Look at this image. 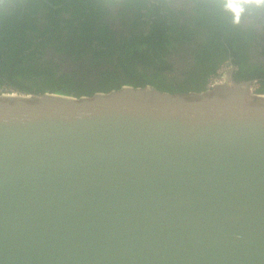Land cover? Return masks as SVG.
Returning <instances> with one entry per match:
<instances>
[{"label":"water","instance_id":"obj_1","mask_svg":"<svg viewBox=\"0 0 264 264\" xmlns=\"http://www.w3.org/2000/svg\"><path fill=\"white\" fill-rule=\"evenodd\" d=\"M0 93V264H264V93Z\"/></svg>","mask_w":264,"mask_h":264},{"label":"trees","instance_id":"obj_2","mask_svg":"<svg viewBox=\"0 0 264 264\" xmlns=\"http://www.w3.org/2000/svg\"><path fill=\"white\" fill-rule=\"evenodd\" d=\"M155 1L162 5L151 0H0V93L80 96L124 84H152L170 92L204 90L208 81L199 79L207 78L229 55L236 64L235 79L256 78L254 90L264 93V65L242 60V51L255 48L264 56V0H223L221 9L228 12L222 10V15L211 14L217 0H198L208 13L193 22L191 17L190 22L182 21L185 10L176 4L178 0ZM131 14L135 18L130 31L112 24L111 18L125 26ZM142 16L148 17L149 26L137 29L144 22ZM246 18L262 23L261 33L251 30L253 35H248L242 23ZM208 23L210 27H203ZM257 37L260 40L253 46ZM194 38L200 40L187 78L166 82L159 71L171 68L167 57L177 50L172 43L183 45ZM93 39L95 64L83 71L86 66L78 55L90 53L85 42ZM194 70H200L196 77Z\"/></svg>","mask_w":264,"mask_h":264},{"label":"flooded vegetation","instance_id":"obj_3","mask_svg":"<svg viewBox=\"0 0 264 264\" xmlns=\"http://www.w3.org/2000/svg\"><path fill=\"white\" fill-rule=\"evenodd\" d=\"M222 1L223 0H217V7H215L213 9V11H211L212 13H216V14H221L222 10H225L228 12V10L224 7L223 9H221V5H222ZM151 3H156L157 5H162L161 3L155 1V0H151ZM177 5H181L182 7H184V14L180 15V18L182 19V21H188L190 22V17L192 18L191 22H193L194 20L196 21L197 19L200 18V16L207 14L208 9H205L203 7L200 6L199 1L198 0H178L176 2ZM151 4H148V6H150ZM172 6V4H170ZM212 8H209V10H211ZM65 16L67 17L68 15L65 14ZM110 17V16H109ZM111 18V17H110ZM132 18V19H131ZM131 18H128V20L130 22H128L125 26L120 24L119 19H113L112 20V24L114 23V26L116 28H119L122 30H124L125 32L130 31L131 29H133V19L135 18V16H133L131 14ZM139 19L143 20L144 22L139 24L138 26H136L137 29L140 28H147L149 26L148 23H150V20L148 19V17L146 16H142ZM147 23V24H146ZM243 26L246 28L248 35L252 36L254 30L258 33H261L262 30V23H257L255 22V20L251 19V18H246L243 20ZM212 23H208L205 24L203 27H210ZM253 27L257 28L254 29ZM251 30H253V32H251ZM199 38H194L189 42L184 43L183 45L180 42H173L171 45V48H177L175 55L172 58H168L167 60L168 62L171 64V68H167L164 69L163 71H159V74L161 75V77L164 78V80L166 82L170 81V79H185L187 77L186 74L187 72L193 68V64L195 63L194 57H195V47L197 45V42H199ZM260 40V37H257V40H253V46L256 45L257 41ZM86 46L85 49L90 52L89 54H80L78 55L79 58V63L80 64H84L86 67H83L81 69H83V71H86L87 67H93V65L95 64V49L90 47V44L93 45V47L95 48V39H93L91 42L86 41ZM257 50V48H255ZM255 49H253L252 52H245L242 51V55L244 56V58L241 59L244 60L247 63L250 64H256V65H264V56L260 55L259 53H257V51H255ZM74 56H77V54H74ZM232 56L229 55L227 58H225V60H223L221 62V64L217 67V69L210 73L207 78H200L199 81L202 82L203 79H207L208 84L218 75H223L225 72H227L228 70H230L232 68V72H233V76H234V71L236 69V64L234 62H232ZM67 65L70 64L69 61L66 62ZM91 64V65H90ZM223 64V65H222ZM93 71L95 73V67L93 68ZM200 73V70H194L193 71V76L196 77L197 74ZM80 75H82V73H80ZM182 77H181V76ZM176 76V77H175ZM91 78H94L93 75ZM195 79V78H194ZM248 79H255L253 82V85L255 86L257 79L256 78H248Z\"/></svg>","mask_w":264,"mask_h":264},{"label":"bare ground","instance_id":"obj_4","mask_svg":"<svg viewBox=\"0 0 264 264\" xmlns=\"http://www.w3.org/2000/svg\"><path fill=\"white\" fill-rule=\"evenodd\" d=\"M181 76V75H180ZM176 77V76H175ZM182 77V76H181Z\"/></svg>","mask_w":264,"mask_h":264},{"label":"rangeland","instance_id":"obj_5","mask_svg":"<svg viewBox=\"0 0 264 264\" xmlns=\"http://www.w3.org/2000/svg\"><path fill=\"white\" fill-rule=\"evenodd\" d=\"M254 86V85H253Z\"/></svg>","mask_w":264,"mask_h":264}]
</instances>
